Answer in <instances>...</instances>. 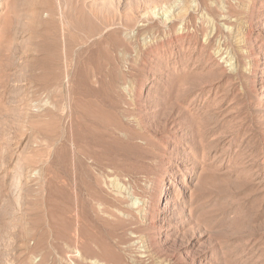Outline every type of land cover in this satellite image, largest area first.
<instances>
[{
  "label": "rangeland",
  "instance_id": "rangeland-1",
  "mask_svg": "<svg viewBox=\"0 0 264 264\" xmlns=\"http://www.w3.org/2000/svg\"><path fill=\"white\" fill-rule=\"evenodd\" d=\"M263 82L264 0H0V264H264Z\"/></svg>",
  "mask_w": 264,
  "mask_h": 264
},
{
  "label": "bare ground",
  "instance_id": "bare-ground-1",
  "mask_svg": "<svg viewBox=\"0 0 264 264\" xmlns=\"http://www.w3.org/2000/svg\"><path fill=\"white\" fill-rule=\"evenodd\" d=\"M78 2V1H77ZM80 2V0H79ZM87 2V1H86ZM144 3V2H143ZM151 3V2H150ZM156 4V3H155ZM138 16V15H137ZM141 16V15H140ZM139 22V21H138ZM142 22V21H140ZM139 25V24H138ZM140 32V31H139ZM242 42V41H241ZM244 42V41H243ZM249 52V51H248ZM250 53V52H249ZM247 58V57H246ZM249 59V58H248ZM252 61V60H251ZM263 81V80H262ZM252 97L259 102L262 106H264V82L260 84L259 88L251 92ZM173 213V212H172ZM175 215V214H173ZM161 217V216H158ZM167 229V228H166ZM170 231V230H169ZM168 236V235H166ZM136 263V262H135Z\"/></svg>",
  "mask_w": 264,
  "mask_h": 264
}]
</instances>
